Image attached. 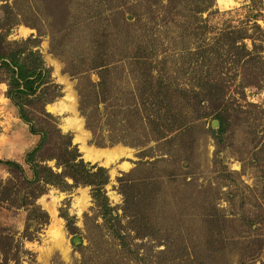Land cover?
<instances>
[{"label": "rangeland", "instance_id": "obj_1", "mask_svg": "<svg viewBox=\"0 0 264 264\" xmlns=\"http://www.w3.org/2000/svg\"><path fill=\"white\" fill-rule=\"evenodd\" d=\"M145 1L151 5L148 12H143ZM145 1L0 0L4 27L0 32L8 31L6 41L35 38L33 49L50 69L41 98L26 108L29 116L39 119L50 113L56 119L45 117L42 123L53 139L57 128L71 133L85 161L108 168L111 180L106 192L112 205L123 203L119 178L126 173L133 171L123 177L126 181L140 185L157 181L160 189L155 210H141L144 236L136 238L134 231H128L124 246L95 210L90 186L63 191L48 185L35 201L48 213V221L28 220V208L21 206V197L28 199L32 188L24 182L33 175L26 157L40 135L30 133L12 107L0 70V159L17 161L25 170L20 175L0 165V263L264 264V85L239 87L238 78L226 86L236 110L222 139L215 104L206 101L195 111L189 108L198 118L192 149L182 139L170 146H156L155 140L141 144L142 137L126 126L131 109L123 101L136 95L134 77L140 67L138 77L145 68L152 67L158 75L157 70L166 66L189 87L201 85L208 65L199 51L217 47L223 27L238 28L252 37L245 39L249 46L253 38L264 43V0ZM222 1L227 4L221 5ZM205 25L212 29L195 32V27ZM219 48L226 50L221 43ZM108 62L114 87L104 101L98 86L102 70L95 67ZM199 69H204L200 76ZM49 104L59 105L58 111L52 112ZM87 115L95 133L88 127ZM78 135L85 140L76 139ZM50 144L53 149L54 142ZM115 148L132 152L131 157L120 158L130 163L128 167L108 166L95 158L97 151ZM88 150L94 156H87ZM47 153L45 148L40 159ZM147 161H155L162 170L152 173L144 164L136 171ZM41 163L56 169L55 159ZM86 213L101 226L90 232Z\"/></svg>", "mask_w": 264, "mask_h": 264}, {"label": "trees", "instance_id": "obj_2", "mask_svg": "<svg viewBox=\"0 0 264 264\" xmlns=\"http://www.w3.org/2000/svg\"><path fill=\"white\" fill-rule=\"evenodd\" d=\"M143 6V12H148L151 5L145 1ZM154 17L156 18V16ZM255 26L262 30L260 25L256 24ZM0 28L3 29L4 27L0 25ZM203 28H205L204 31L212 29L205 25V27L197 26L194 30L197 33ZM196 33L190 32V34ZM7 34L8 31L0 32V70L8 83L7 96L21 119L29 125L30 133L40 135L39 142L27 153L26 157V163L30 166L33 175L31 179L26 178L24 182L32 188L28 199L25 196L21 197V206L28 208V210L26 209L28 220L48 221V213L35 203L36 199L46 192L48 185L57 186L63 191L83 185L91 187L95 210L104 219V224L107 225L108 229H111L118 236L120 245L127 244L130 236L128 231H134L136 238L144 236L142 230H145L146 225H142L139 216L142 209L155 210V197L160 192L158 182L152 181L144 185L136 184L123 178L125 175H131L133 171L126 173L119 178L123 203L112 205L106 192V185L111 180L108 168L85 161L78 146L73 144L71 133H63L60 128L55 126L57 134L53 139L51 130L42 123V119L45 117L56 119L50 113H45V117L39 119L29 116L26 108L33 106L41 98L40 95L45 90L40 88L49 83L47 80L51 77L50 69L44 65L42 54L33 49L32 43L36 41L35 38L6 41ZM220 34L217 47L211 46L199 51L205 65H208V69H205L207 70L204 75L205 80H201V85L189 87L188 84L178 81L177 71L169 73L166 66L157 70L158 75L154 74L152 67L145 68L140 77L137 73L141 67L137 69L134 77L137 82L136 95L128 96L123 100L124 104L131 109V116L124 120H127L126 126L136 137H142L141 144L155 140L156 146H161V144L170 146L176 143L177 139H182L185 146L187 145L192 149L191 134L197 126L194 121L198 118L191 115L193 112L190 113L189 108L195 111L206 101L215 104L214 106L217 108L216 117L220 120L218 136L222 139V136L232 126L231 114L233 110H236L231 99L227 98L226 86L238 78L240 79L239 87L256 86L259 88L264 85V55L260 54L264 48L262 38H259L262 43L256 41L258 38H253L252 45L249 46L245 39L252 37L241 32L238 28L223 27ZM220 43L221 47L226 48V50L219 48ZM110 65L111 63L108 62L95 67L96 69L101 67L100 70H102L98 72L101 77L98 86L103 93L102 99L104 101H107L105 93L114 87V84L109 82L113 79L110 75ZM179 70H181L179 73H184V70ZM199 70L200 76L204 69ZM239 92L244 94V91ZM87 118L88 127L95 133V127L90 122L89 115ZM53 142L54 148L49 149L50 143ZM45 148L48 152L50 150V153L40 159ZM53 159L56 160V169L41 163V161ZM144 164L150 166L152 173L162 170L156 167L155 161H147L139 164L140 166L136 168V171L144 167ZM0 165H6L10 170L17 171L20 175L25 172L23 166L14 160L0 159ZM70 179L72 183L69 182ZM142 197L145 199H141ZM120 209H122V213H119ZM85 218L86 227L90 232L93 231L92 229L101 226L88 213L85 214ZM90 219H93V223H90L93 225H89ZM124 219L127 220V226L124 225ZM28 228L29 224L26 226V231ZM146 234L150 233L147 232ZM213 235L211 243L216 242V234ZM97 236L98 231L93 239H96ZM101 237L99 234V238ZM28 238H32V236L30 235Z\"/></svg>", "mask_w": 264, "mask_h": 264}, {"label": "bare ground", "instance_id": "obj_3", "mask_svg": "<svg viewBox=\"0 0 264 264\" xmlns=\"http://www.w3.org/2000/svg\"><path fill=\"white\" fill-rule=\"evenodd\" d=\"M225 1H222L220 4H227V3H224ZM48 108L52 111V112H56L58 111L59 109V105L57 104H49L48 105ZM76 121V120H75ZM71 123V121H70ZM68 123V124H70ZM76 124H78V122L76 121L75 122ZM66 124V126L68 125ZM73 124V123H72ZM82 124V123H81ZM76 139L78 140H85L83 137H81L80 135H78L76 137ZM83 149H86V146H82ZM87 156L91 157V156H94L89 150L87 151ZM131 157L132 156V152H129L128 149H125V148H118V149H105V150H99L97 151V153L95 154V158L96 159H99V160H102V162L106 165H112V164H115V163H119V167L121 168H126L130 165V163L128 161H121L120 162V158L122 157ZM52 211L53 213H55V209H54V206L52 204Z\"/></svg>", "mask_w": 264, "mask_h": 264}, {"label": "water", "instance_id": "obj_4", "mask_svg": "<svg viewBox=\"0 0 264 264\" xmlns=\"http://www.w3.org/2000/svg\"><path fill=\"white\" fill-rule=\"evenodd\" d=\"M216 122V121H215Z\"/></svg>", "mask_w": 264, "mask_h": 264}]
</instances>
